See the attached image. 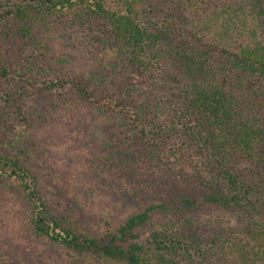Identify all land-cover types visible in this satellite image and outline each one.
<instances>
[{
  "label": "trees",
  "instance_id": "obj_1",
  "mask_svg": "<svg viewBox=\"0 0 264 264\" xmlns=\"http://www.w3.org/2000/svg\"><path fill=\"white\" fill-rule=\"evenodd\" d=\"M57 108L93 119L123 207L159 204L98 220L86 173L36 167ZM1 209L46 249L0 264H264V0H0Z\"/></svg>",
  "mask_w": 264,
  "mask_h": 264
},
{
  "label": "rangeland",
  "instance_id": "obj_2",
  "mask_svg": "<svg viewBox=\"0 0 264 264\" xmlns=\"http://www.w3.org/2000/svg\"><path fill=\"white\" fill-rule=\"evenodd\" d=\"M38 101L40 104L44 103L46 106H49L46 99H42V101L40 99ZM54 111L55 112L51 116L52 124L50 126L43 125V128L46 129L45 133L49 136V153L48 155L44 154L41 156L40 158L42 160L37 159L35 154L33 155L34 163L38 165L36 167L44 169L48 166L52 170L54 169V172H61L68 176H72L68 177L70 180L76 179L81 172L86 173V178L96 183L95 201L92 211L94 217L98 220L117 222V220H120L129 213L132 205L136 206V210H143V205H147L149 202H153L155 205L159 204V200L155 198L152 192L151 187L153 185L149 183L151 187L149 185L144 186V202L142 204L140 202V197L135 196L132 205L130 202H127V207H123L122 198L126 197L129 201L132 196L131 186L133 184L128 182L130 179L126 177L122 166L116 164L117 162H114L116 166L110 167V165L114 164H110V160L105 158L108 149L101 143L102 141L97 139L94 135L92 126L93 119H86L85 116L80 120H74L75 117H70L69 114H65L64 108H57ZM61 111L64 112L61 113ZM95 165H99L97 171L93 173V175H88L87 173H89L90 170L95 169ZM159 176L163 177L161 175ZM171 193L172 192L169 190L164 193L161 201L166 200ZM74 195L78 196V194ZM81 197V204L83 206V200L86 195H82ZM59 207L67 208L64 202ZM8 208L9 207H6L5 210L10 212V208ZM3 210L4 209L0 210V218L3 217ZM201 214L202 217L205 218L217 216H220L223 220H228L230 218L228 214L224 215L225 213L220 211H218V214L215 212L212 214L211 211H203ZM160 215L161 214L155 219L160 221L162 219ZM13 219H16V215L10 213L6 219L4 217L3 220L0 219L2 222L0 224V251L2 254L4 255V253H6L3 249H7L10 252V248H14V250L19 249V251H21V248L25 247L30 250V253H24L27 256H39L41 252H45L46 248L44 249L40 246L42 244L31 245L28 237L24 238L23 234L17 232V230H19V225ZM149 228H151V225ZM8 255L9 254H7V256ZM47 257H49V255H47ZM0 258L5 260L1 255ZM41 264L44 263L41 262Z\"/></svg>",
  "mask_w": 264,
  "mask_h": 264
}]
</instances>
